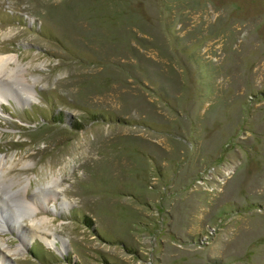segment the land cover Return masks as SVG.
I'll list each match as a JSON object with an SVG mask.
<instances>
[{"label":"rangeland","instance_id":"1","mask_svg":"<svg viewBox=\"0 0 264 264\" xmlns=\"http://www.w3.org/2000/svg\"><path fill=\"white\" fill-rule=\"evenodd\" d=\"M0 54V264H264V0H0Z\"/></svg>","mask_w":264,"mask_h":264},{"label":"bare ground","instance_id":"2","mask_svg":"<svg viewBox=\"0 0 264 264\" xmlns=\"http://www.w3.org/2000/svg\"><path fill=\"white\" fill-rule=\"evenodd\" d=\"M0 78H2V80H0V81L5 82V83H9L13 87L16 85L17 89H19V91H21L22 93H27V96L31 97L30 92H27L26 90H24V88H21V86H20L19 65L17 63L16 58H14L12 56H5V55L0 54ZM2 99H3V97H2ZM7 165H8V158L5 155H0V174H3L5 172V170L7 169ZM56 185L57 184H53V183L48 184L49 187L52 186V188H54V192H58L59 190H62L61 186H56ZM39 193L41 194V192H38V194ZM45 198H46V196H44L43 199H45ZM27 199L28 198L24 197V204H26L28 209H31L32 211H34L33 207L35 205V202H33L30 199L28 201ZM63 200L67 201V199L65 197H63ZM37 220L38 219H33L31 222H35ZM41 220L46 221L44 218ZM0 222H2V215L1 214H0ZM0 225H1V223H0Z\"/></svg>","mask_w":264,"mask_h":264}]
</instances>
